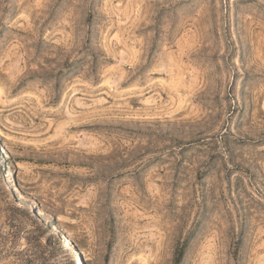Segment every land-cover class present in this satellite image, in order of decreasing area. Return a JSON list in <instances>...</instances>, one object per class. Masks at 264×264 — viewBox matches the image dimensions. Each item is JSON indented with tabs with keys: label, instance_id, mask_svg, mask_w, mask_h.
<instances>
[{
	"label": "rangeland",
	"instance_id": "374dc122",
	"mask_svg": "<svg viewBox=\"0 0 264 264\" xmlns=\"http://www.w3.org/2000/svg\"><path fill=\"white\" fill-rule=\"evenodd\" d=\"M0 150V264H264V0H0Z\"/></svg>",
	"mask_w": 264,
	"mask_h": 264
},
{
	"label": "bare ground",
	"instance_id": "6f19581e",
	"mask_svg": "<svg viewBox=\"0 0 264 264\" xmlns=\"http://www.w3.org/2000/svg\"><path fill=\"white\" fill-rule=\"evenodd\" d=\"M0 151H1V150H0ZM12 171H13V170H12ZM7 185H9V182H8ZM12 186H13V184H12ZM18 193H19V192H18ZM40 212H41V211H40ZM40 212H39V213H40ZM40 214H41V213H40ZM42 216H43V215H42ZM56 229H57V228H56ZM55 231H56V230H55ZM62 239H64V242L62 243V247H63V249H64V250H68V249H67V245L70 246V245H71V244H70L71 241L69 240V238L67 237V235L65 236V238H62ZM79 264H83V263H82V260H80Z\"/></svg>",
	"mask_w": 264,
	"mask_h": 264
},
{
	"label": "trees",
	"instance_id": "16d2710c",
	"mask_svg": "<svg viewBox=\"0 0 264 264\" xmlns=\"http://www.w3.org/2000/svg\"><path fill=\"white\" fill-rule=\"evenodd\" d=\"M73 264V263H72Z\"/></svg>",
	"mask_w": 264,
	"mask_h": 264
}]
</instances>
